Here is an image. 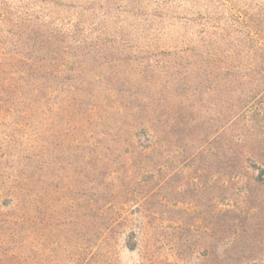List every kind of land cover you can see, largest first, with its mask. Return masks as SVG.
Wrapping results in <instances>:
<instances>
[{"label": "rangeland", "instance_id": "obj_1", "mask_svg": "<svg viewBox=\"0 0 264 264\" xmlns=\"http://www.w3.org/2000/svg\"><path fill=\"white\" fill-rule=\"evenodd\" d=\"M0 264H264V0H0Z\"/></svg>", "mask_w": 264, "mask_h": 264}]
</instances>
